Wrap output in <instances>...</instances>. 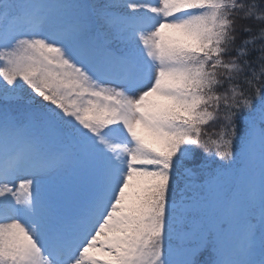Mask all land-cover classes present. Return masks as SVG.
Segmentation results:
<instances>
[{
    "label": "snow or ice",
    "instance_id": "obj_1",
    "mask_svg": "<svg viewBox=\"0 0 264 264\" xmlns=\"http://www.w3.org/2000/svg\"><path fill=\"white\" fill-rule=\"evenodd\" d=\"M0 264H264V0H0Z\"/></svg>",
    "mask_w": 264,
    "mask_h": 264
}]
</instances>
